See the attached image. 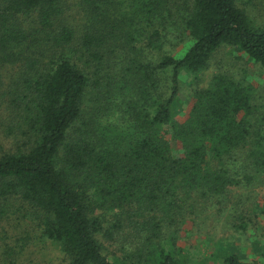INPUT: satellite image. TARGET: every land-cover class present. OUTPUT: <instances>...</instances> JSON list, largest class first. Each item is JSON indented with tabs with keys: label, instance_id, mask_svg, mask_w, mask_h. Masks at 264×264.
<instances>
[{
	"label": "trees",
	"instance_id": "obj_1",
	"mask_svg": "<svg viewBox=\"0 0 264 264\" xmlns=\"http://www.w3.org/2000/svg\"><path fill=\"white\" fill-rule=\"evenodd\" d=\"M74 1L78 15L72 0H0V129L15 144L0 152V218L26 205L63 264H194L181 226L264 186V94L225 73L200 87L202 73L223 46L264 69V28L238 0ZM249 202L256 221L238 219L257 257L220 243L213 264H264V205Z\"/></svg>",
	"mask_w": 264,
	"mask_h": 264
},
{
	"label": "rangeland",
	"instance_id": "obj_2",
	"mask_svg": "<svg viewBox=\"0 0 264 264\" xmlns=\"http://www.w3.org/2000/svg\"><path fill=\"white\" fill-rule=\"evenodd\" d=\"M72 1L74 8L67 13L78 15L75 11L77 9L75 7H78L77 2ZM238 5L246 11L255 25L264 28V0H238ZM71 19L72 30L79 37L83 30L82 20L80 17ZM143 29L138 19L131 23L128 35L135 40L133 46H139L138 42L141 37L147 36ZM126 38L127 36L125 39L123 38L122 45H126ZM177 54L180 57L182 51ZM240 55L241 53L231 46L221 47L214 54L209 68L202 73L205 82L200 84V87H207L214 74L225 73L234 74L245 79L246 83L252 84L257 89L255 90L256 97L261 96L260 93L264 94V69L255 62L247 61L242 55L240 59ZM186 77L187 75L184 76V79H187ZM4 89L5 86L0 85L1 92L5 94ZM190 92L191 88L184 86L183 92L179 95V106L183 109V113L178 118L184 119V114L192 106L194 100L191 98ZM1 103H5V105L3 106ZM262 103H264L263 100ZM0 104V119L3 125H9L11 116L8 104L4 100H0ZM14 145L13 137H8L5 127L0 129V152H6ZM229 192H234L232 201L235 202V214L231 213L234 205H231L229 201H224L222 212L217 210H215L217 213L214 211L204 214L200 212L201 214L196 217L194 223L188 221L181 226L178 246L183 249L184 254L193 260L194 264L202 263L203 258H205L206 264H213L208 257L217 250L220 243L225 244L226 247L232 245L233 248L238 249L252 260L257 257L252 246L259 236L254 234L253 230L242 231L241 220L238 219V216L246 215V220L250 218L256 221L253 214L254 207L249 201L255 198L257 203L264 205V186L247 190L233 188V192L232 190ZM12 201V205L7 206L6 214L0 218V264H63L64 256L60 250L41 237L40 222L33 218L34 213H29L27 206L20 205L19 200L12 199ZM239 210H242L243 213H238ZM262 218L264 220V215ZM188 219L194 220L193 217ZM24 244L26 245L22 248ZM117 254L121 255L120 252Z\"/></svg>",
	"mask_w": 264,
	"mask_h": 264
}]
</instances>
